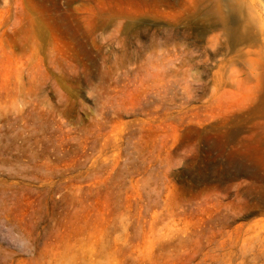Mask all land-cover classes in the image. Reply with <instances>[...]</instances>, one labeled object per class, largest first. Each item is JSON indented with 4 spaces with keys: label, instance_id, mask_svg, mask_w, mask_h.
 <instances>
[{
    "label": "rangeland",
    "instance_id": "rangeland-1",
    "mask_svg": "<svg viewBox=\"0 0 264 264\" xmlns=\"http://www.w3.org/2000/svg\"><path fill=\"white\" fill-rule=\"evenodd\" d=\"M263 105L264 0H0V264H264Z\"/></svg>",
    "mask_w": 264,
    "mask_h": 264
},
{
    "label": "bare ground",
    "instance_id": "bare-ground-1",
    "mask_svg": "<svg viewBox=\"0 0 264 264\" xmlns=\"http://www.w3.org/2000/svg\"><path fill=\"white\" fill-rule=\"evenodd\" d=\"M42 7V6H41ZM59 11V10H58ZM52 18V17H51ZM54 18V17H53ZM96 18H97V16H96ZM55 19V18H54ZM52 20V19H51ZM53 21V20H52ZM74 21V20H73ZM59 26V28H61V29H63L64 31H67L68 29H67V27L66 26H63L62 25V23L61 22H59L58 24H57V27ZM75 27V26H74ZM100 27V26H99ZM58 33V32H57ZM252 41V40H251ZM258 73V72H257ZM256 78H258V77H256ZM261 90V89H260ZM253 98V97H252ZM246 103V102H245ZM264 106V105H263ZM253 109V108H252ZM238 112V111H237ZM240 112H241V110H240ZM239 112V113H240ZM258 116H260V117H264V107H262L261 109H259V111H257V113H256ZM237 132V131H236ZM253 134V133H252ZM236 139V138H235ZM261 142V141H260ZM233 143V142H232ZM236 143V142H235ZM235 146V145H234ZM239 146V145H238ZM259 146V145H258ZM257 146V147H258ZM261 146H262V144H261ZM237 147V146H236ZM240 147V146H239ZM238 151V150H237ZM263 153L262 154H264V148H263ZM236 153V152H235ZM242 160V159H241ZM250 162V161H249ZM246 174V173H245ZM255 180L257 181V183H263V181H262V179H260V178H255ZM257 185V184H256ZM259 187H260V189L262 188V186H260L259 185ZM256 188V187H255ZM264 193V192H263ZM258 199H259V201H261V202H264V196H263V194H260L259 195V197H257Z\"/></svg>",
    "mask_w": 264,
    "mask_h": 264
}]
</instances>
